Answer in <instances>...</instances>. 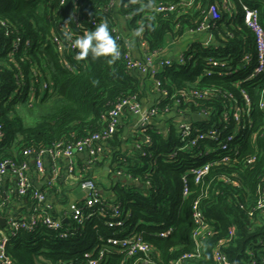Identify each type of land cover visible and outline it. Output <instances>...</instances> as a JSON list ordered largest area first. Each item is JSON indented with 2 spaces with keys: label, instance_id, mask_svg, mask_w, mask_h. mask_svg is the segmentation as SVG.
Returning a JSON list of instances; mask_svg holds the SVG:
<instances>
[{
  "label": "trees",
  "instance_id": "obj_1",
  "mask_svg": "<svg viewBox=\"0 0 264 264\" xmlns=\"http://www.w3.org/2000/svg\"><path fill=\"white\" fill-rule=\"evenodd\" d=\"M163 1L178 3L181 0ZM231 1L235 9L231 13L223 11L211 30L213 40L220 42V46L209 49L200 43H191L189 50L183 53L184 66L174 65L157 75L162 89L169 92L168 98L157 104V118L168 114L167 109L174 110L177 102L178 110L187 111L191 121L194 114L205 112L207 116L202 121L192 122L187 140L212 129L221 131L220 137L225 139L231 133L238 135L240 125L244 126L230 147L232 152L227 161L223 162L224 157L215 159L208 173L197 180L195 175H187L188 167L203 151L221 153L215 141L206 139L197 148H191L187 146L188 141H182L177 122L169 121L167 133L154 125L142 128L132 137L133 145L139 146L133 151L125 149L120 127L111 139L101 142L106 149L102 164L108 161L115 164L111 172H122L129 182L118 181L113 185V197L108 201L100 194L104 204L85 208L81 224L73 220L64 222L62 231L67 232V238H60L58 232L42 226L34 232L20 230L7 244L6 252L12 261L16 264H86L82 262L85 253L106 245L110 237L135 232L153 247L152 259L158 264H175L183 256L198 251V258L182 264H217L216 249L226 255L230 264H264V208H259L264 200V74L245 80L257 58L254 36L242 13L244 4L256 7L264 26V0ZM110 2L0 0V124L4 133L0 140V163L10 159L17 165L26 162L29 167L31 156H25L24 151L38 153L59 143L68 146L101 133L109 112L120 101L134 96L140 101L142 79L130 72L122 59L109 63L111 57L94 59L89 53L86 58L77 60L79 49L72 50L67 35L59 30L60 24H67L70 33L75 35L72 38L76 39L77 35H85L81 27L87 32L95 29L89 21L96 17L108 24L118 44L110 15L101 13ZM128 3V7L124 3L121 7L122 14L133 15L128 26L137 28L138 22H143L150 51L156 52H161L168 41L188 36L185 34L188 30L196 29L205 16L202 10L221 7L220 0H196L186 13L178 8L173 14H155L148 4L144 7ZM73 14L79 17L80 28L73 22ZM8 31L10 36L7 37ZM56 34L64 41L62 53L52 42ZM18 38L22 45L14 50L13 42ZM26 41H30V47H26ZM249 53L250 63H243L242 58ZM228 55L231 56L227 57L231 60L228 66L239 70L227 78L220 77L219 73L225 69L209 67L207 59ZM208 68L213 72L211 76L204 74ZM42 82L52 85L43 91ZM178 91H185L187 95H176ZM193 91L208 95L197 98L189 93ZM242 91L250 98V114L240 125L232 116L224 121L223 113L231 101L230 95L243 107ZM173 95L175 98L171 99ZM146 137L150 143H145ZM199 159L209 161L205 155ZM30 203L32 207L35 205L34 201ZM111 205L119 206L120 217L112 216ZM195 206L202 214L203 225L196 223ZM101 210L105 218L99 215ZM6 212L3 210L4 215ZM122 219L126 221L122 229L105 225V221ZM198 229L205 232L195 239ZM168 230L169 234L160 236ZM105 255L100 264L123 261L145 264L144 253L129 258L127 252L111 250Z\"/></svg>",
  "mask_w": 264,
  "mask_h": 264
},
{
  "label": "built area",
  "instance_id": "obj_2",
  "mask_svg": "<svg viewBox=\"0 0 264 264\" xmlns=\"http://www.w3.org/2000/svg\"><path fill=\"white\" fill-rule=\"evenodd\" d=\"M130 1L134 2L135 4H139L141 6L146 7L148 4V8L151 12L155 14H173L178 12V8L184 9V13H186L187 9H191L194 6L196 0H181L177 2H170V1H163V0H111L110 4L102 9L101 13H107L110 15L111 23L113 24L112 32L116 36V40L118 41L119 46V57L125 62L127 69L134 73L140 72L144 74L145 77L150 79L153 83L155 89L160 93V98L155 104L147 108H143L140 102L138 101L137 97H128L119 104H117L108 115L106 119V127L101 133H96L85 137L74 144H70L68 146H63L61 143L54 144L52 147L46 148L41 150L38 153L31 152L30 150L24 151V155L33 159L36 163V168L39 172H44V165L42 159L44 156H49L53 163H56L61 158L68 159V172L71 175L77 174V162L75 160V156L78 154H87L89 157L90 163H94L101 159L102 155L105 152V148L101 145L103 141H107L111 139L120 129L122 125V119L126 114H131L135 117L139 118V122L142 124L143 128L151 125L155 119L158 117V108L157 104L168 98L169 92L165 89H162V85L160 81L157 79V75H159L163 70L168 67L179 65L184 66L186 64L184 52L189 50V45L191 43H200L204 48H218L220 46V42L213 40L211 35V30L215 26V23L221 16V13L224 12H232L234 8V4L231 0H220V9H217L215 6L211 8L207 7L205 10H202V15L204 19L200 22L198 27L193 30H188L187 33L190 36H193L191 40H189L186 49L183 52L177 54L176 58H168L163 54V51L156 52L150 51L146 31L144 30L142 24L143 22L139 21L137 28H131L128 26V22L131 21L133 15L130 13L122 14V3H124L125 7H128ZM64 3V1L62 2ZM76 12V9H74ZM196 11L198 9H195ZM74 12V13H75ZM100 13V14H101ZM206 13V14H205ZM242 13L243 19L246 26L250 29L254 36V50L256 54V65L254 69L245 77L246 81L257 79L259 76L264 74V26L260 22V10L254 6H250L244 4L242 6ZM207 17V19H206ZM73 22L75 25L80 28L79 17L77 15L74 16L73 14ZM91 28H95L101 23L99 19L96 17H92L90 19ZM115 24H114V23ZM5 26V24H4ZM59 30L63 32V34L68 38L70 47L72 50L75 48L73 47V39L75 35L70 33L67 24H60ZM81 33L86 34L87 31L81 27ZM9 31L6 33L7 37L9 35ZM77 35L78 37H82ZM204 38V40L202 39ZM186 36L182 38H178L176 40H172V43L175 45H179L186 41ZM52 42L55 45L58 52L62 53L64 51V41L59 35H54L52 38ZM30 41H26V47H30ZM22 45V40L18 38L13 42V49L17 50ZM135 45L142 48L145 51L144 60H138L134 58L132 55V49ZM231 56L226 57H209L207 59V65L209 67H220L225 69L224 71L220 72V77H229L232 74L238 72L239 69L232 68V66H228L231 63V60H227ZM251 61V53L245 54L242 58V62L249 64ZM67 65V64H66ZM68 66V65H67ZM69 67V66H68ZM34 75H37V72H33ZM212 71L208 68L204 72L207 76L212 75ZM41 89L46 91L49 89V86L52 83L42 82ZM191 95L197 98H203L204 95H208L207 92H204V95L198 91L189 92ZM176 95H180L181 97H185L187 93L185 91H178ZM242 96L244 97V105L241 107L238 101L231 97L230 103L227 105L224 113L223 119L224 121L229 120V116H232L234 120L239 124L242 122L243 118L250 114L251 110V101L249 96L242 91ZM175 98L173 95L171 99ZM263 105V104H262ZM179 102H177L174 106V110H166V115H170L174 118V121L178 124L179 134L181 136L182 141H188L187 146L191 148H197L201 141L206 139L215 141L217 143L218 149L221 151L219 154H215V150H206L194 158L195 161L190 163L189 169L187 170V175L192 174L195 175L197 180L201 178L203 175L208 173L210 168L214 164L215 159H220L224 157L222 160L227 161V156L232 152L231 146L233 142H235V137L242 133L244 126L241 127V131L238 133H231L225 139H221V131L216 129L209 130L206 133H200L195 138L187 140L191 133V128L193 127L192 122H194L193 118L191 122H186V119H190V114L184 110H178ZM205 112L198 113L202 117V119H206L207 116L204 114ZM196 122V121H195ZM236 134V135H235ZM4 133L2 130V125L0 124V140L3 138ZM145 143H150L149 138H145ZM138 149L139 146H136ZM204 153V154H203ZM203 155H205L206 159L209 161L200 162ZM175 156V155H173ZM28 163L24 162L21 165H17L10 159H6L0 163V189L2 186L3 178L8 174L12 173L16 180H17V191L20 196L22 197H30L34 202L35 205L32 207V211L30 215L15 217L11 216L8 217L6 221V226L4 228H0V264H16L11 258L8 256L6 252L7 244L10 240V237L16 236L20 230H26L28 232H34L38 226L45 227L47 229L53 230L58 232V236L60 238H67V232L62 231L63 220L56 219L52 214V204H49L47 201V195L44 192L35 190L30 183V179L28 176ZM121 177H126L125 174L119 171ZM127 178V177H126ZM128 179V178H127ZM82 189L87 191V198L82 204L76 203L70 207V217L69 220H73L78 224H81L85 218V208H93L97 205L104 204L102 198L100 197L99 188L97 182L94 180H83L81 182ZM259 208H264V200L260 202ZM2 209V204L0 200V212ZM111 212L113 217H120L121 213L119 210V206H112L111 205ZM100 216L103 218L106 217L104 211H100ZM195 220L198 225H203V218L200 211H198L197 207L195 206ZM125 219L112 221L108 220L105 221V225L109 228H124L125 227ZM208 234H210V230H207ZM169 230L165 233H161L160 236H165L169 234ZM205 230L198 229L195 234L194 238L199 239ZM233 233V231L231 232ZM224 242H221V244ZM111 250H119L122 252H127L128 257H133L138 253H144V263L145 264H158L156 260L152 259V255L154 254V249L149 244L145 243L142 236L135 232L128 234L124 237L113 236L106 240V245L98 246L94 250L87 252L84 254V259L82 262L86 264H100L104 258L106 257V253H109ZM199 251L196 254L185 255L182 257L181 260H178L175 264H182L184 261L198 258ZM214 257L217 264H230L226 255L220 252L219 249L214 251ZM64 264H70V262H66ZM121 264H125L123 261Z\"/></svg>",
  "mask_w": 264,
  "mask_h": 264
},
{
  "label": "crops",
  "instance_id": "obj_3",
  "mask_svg": "<svg viewBox=\"0 0 264 264\" xmlns=\"http://www.w3.org/2000/svg\"><path fill=\"white\" fill-rule=\"evenodd\" d=\"M193 36H186V41L179 45L172 43V40L168 41L165 46L163 54L168 58H176L177 54L183 52L188 41ZM204 40V38H202ZM132 55L138 60H144L145 51L135 45L132 49ZM137 76H140L141 81V99L140 104L142 107L147 108L152 104H155L160 98V93L155 89L150 79L141 74L140 72H134ZM169 121H174V118L170 115H164L159 117L151 123L158 130L164 133L168 131ZM186 122H191L189 118ZM121 128L123 130V141L125 149L136 150V146L132 143V137L139 134L142 130V124L139 122V118L131 114H126L122 119ZM77 162V174L71 175L68 172V159L61 158L56 163L51 161L49 156H44L42 159L44 165V172L41 173L36 168V163L33 159H30V166L28 170V176L31 186L38 191L44 192L47 195V201L52 204V214L56 219L67 220L70 217V207L78 202H83L87 198V191L82 189L81 182L88 178L97 182L99 192L105 198L106 201L113 197L112 187L118 181L128 183V179L121 177L119 171L111 172V167L116 168L115 164L107 162L102 164H96L97 162L90 163L87 154H78L75 156ZM81 161V162H79ZM81 164V165H80ZM0 200L2 209L0 212V220H6L8 217L15 216L21 217L30 215L32 206L30 201L33 200L30 197H22L17 191V180L12 173H8L2 182L0 189ZM3 210L7 211V215L3 214ZM6 223V221H5ZM6 226V225H5ZM1 227L0 228H5Z\"/></svg>",
  "mask_w": 264,
  "mask_h": 264
},
{
  "label": "clouds",
  "instance_id": "obj_4",
  "mask_svg": "<svg viewBox=\"0 0 264 264\" xmlns=\"http://www.w3.org/2000/svg\"><path fill=\"white\" fill-rule=\"evenodd\" d=\"M73 47L79 49L76 53V59L82 60L89 53L92 57H111L108 61L112 63L120 55L119 46L109 31L106 22H101L94 30L88 31L82 37H78L73 41Z\"/></svg>",
  "mask_w": 264,
  "mask_h": 264
},
{
  "label": "water",
  "instance_id": "obj_5",
  "mask_svg": "<svg viewBox=\"0 0 264 264\" xmlns=\"http://www.w3.org/2000/svg\"><path fill=\"white\" fill-rule=\"evenodd\" d=\"M192 118H193V120L194 121H202V117L200 116V115H198V114H194L193 116H192ZM143 128V127H142ZM63 222H67V220H63ZM0 225H1V227H4L5 225H6V223H5V220L4 219H1L0 220Z\"/></svg>",
  "mask_w": 264,
  "mask_h": 264
}]
</instances>
